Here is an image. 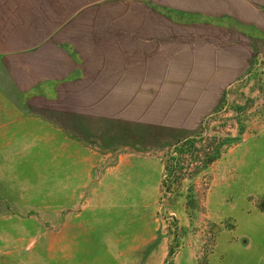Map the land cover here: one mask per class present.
Here are the masks:
<instances>
[{
  "label": "rangeland",
  "instance_id": "obj_1",
  "mask_svg": "<svg viewBox=\"0 0 264 264\" xmlns=\"http://www.w3.org/2000/svg\"><path fill=\"white\" fill-rule=\"evenodd\" d=\"M216 1L0 0V264H264V62L200 133L164 150L146 126L96 113L105 102L71 86L81 70L33 75L50 50L79 64L84 38L121 43L123 15L224 31L232 20L160 5Z\"/></svg>",
  "mask_w": 264,
  "mask_h": 264
},
{
  "label": "crops",
  "instance_id": "obj_2",
  "mask_svg": "<svg viewBox=\"0 0 264 264\" xmlns=\"http://www.w3.org/2000/svg\"><path fill=\"white\" fill-rule=\"evenodd\" d=\"M216 3L212 10L197 3L160 5L177 8L183 20L189 16L232 20L224 31L155 13L123 15L122 39L117 41L121 43L108 38L105 43L99 39L90 43L84 38L79 64L63 50H50L45 60L34 61L33 75L36 80L61 82L81 70L80 81L75 78L71 86L81 93L90 89V102H105L96 113L148 127L140 131L152 135L158 150L176 146L200 133L205 120L220 109L226 89L264 62V0ZM24 10L28 13L27 7ZM57 10L62 9L57 6ZM95 17L105 29L111 15L95 12ZM78 30L73 27L68 36L72 38ZM117 31L110 30L112 34ZM130 36L165 42L135 44L130 43Z\"/></svg>",
  "mask_w": 264,
  "mask_h": 264
}]
</instances>
